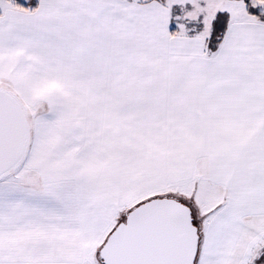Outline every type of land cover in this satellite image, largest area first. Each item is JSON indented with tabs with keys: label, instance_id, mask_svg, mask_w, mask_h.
I'll use <instances>...</instances> for the list:
<instances>
[{
	"label": "snow or ice",
	"instance_id": "obj_1",
	"mask_svg": "<svg viewBox=\"0 0 264 264\" xmlns=\"http://www.w3.org/2000/svg\"><path fill=\"white\" fill-rule=\"evenodd\" d=\"M0 264H264V0H0Z\"/></svg>",
	"mask_w": 264,
	"mask_h": 264
}]
</instances>
